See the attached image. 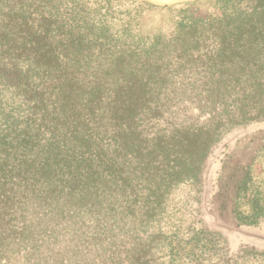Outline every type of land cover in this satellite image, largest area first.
<instances>
[{"label":"trees","instance_id":"trees-1","mask_svg":"<svg viewBox=\"0 0 264 264\" xmlns=\"http://www.w3.org/2000/svg\"><path fill=\"white\" fill-rule=\"evenodd\" d=\"M0 0V264H264L201 217L206 162L264 122V0ZM264 220V144L237 183Z\"/></svg>","mask_w":264,"mask_h":264},{"label":"rangeland","instance_id":"rangeland-1","mask_svg":"<svg viewBox=\"0 0 264 264\" xmlns=\"http://www.w3.org/2000/svg\"><path fill=\"white\" fill-rule=\"evenodd\" d=\"M158 7L144 15V31H158L168 21L169 11L162 6ZM263 144L264 122L236 128L225 134L205 165L201 217L211 231H216L225 238L231 253H236L245 246L264 250V220L255 226L243 225L233 213L237 183ZM177 245V264H199L201 245Z\"/></svg>","mask_w":264,"mask_h":264},{"label":"water","instance_id":"water-1","mask_svg":"<svg viewBox=\"0 0 264 264\" xmlns=\"http://www.w3.org/2000/svg\"><path fill=\"white\" fill-rule=\"evenodd\" d=\"M148 3L154 4L156 6H173V5H180V4H186L191 2H196L200 0H144Z\"/></svg>","mask_w":264,"mask_h":264}]
</instances>
